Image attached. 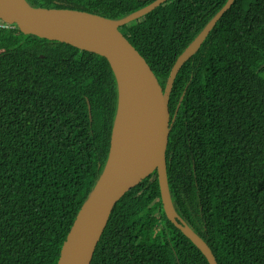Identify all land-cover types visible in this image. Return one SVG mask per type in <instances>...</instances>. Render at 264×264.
<instances>
[{
	"label": "trees",
	"instance_id": "obj_1",
	"mask_svg": "<svg viewBox=\"0 0 264 264\" xmlns=\"http://www.w3.org/2000/svg\"><path fill=\"white\" fill-rule=\"evenodd\" d=\"M116 19L154 0H26ZM226 0H167L127 41L164 86ZM107 61L0 30V264H56L109 149ZM166 148L177 214L217 264H264V0H234L173 82ZM86 100L89 103V114ZM90 264H207L165 217L153 173L120 198Z\"/></svg>",
	"mask_w": 264,
	"mask_h": 264
},
{
	"label": "water",
	"instance_id": "obj_2",
	"mask_svg": "<svg viewBox=\"0 0 264 264\" xmlns=\"http://www.w3.org/2000/svg\"><path fill=\"white\" fill-rule=\"evenodd\" d=\"M165 1L154 0L130 14L111 19L68 8L35 7L26 0H0L1 21L16 27L22 35L104 58L116 83L117 98L106 160L75 215L56 264H90L113 206L153 173L166 219L202 254L207 264H217L210 248L177 214L172 202L166 159L171 119L168 100L176 74L197 52L234 0H226L182 50L161 87L144 58L125 38L122 27L131 25ZM86 104L89 114L87 100Z\"/></svg>",
	"mask_w": 264,
	"mask_h": 264
},
{
	"label": "flooded vegetation",
	"instance_id": "obj_3",
	"mask_svg": "<svg viewBox=\"0 0 264 264\" xmlns=\"http://www.w3.org/2000/svg\"><path fill=\"white\" fill-rule=\"evenodd\" d=\"M180 101H181V99H179V101L176 103L175 110H174V112H172V115L170 114V117H171L170 128L172 126V122L176 119V113H177V110L179 109ZM169 113H170V111H169Z\"/></svg>",
	"mask_w": 264,
	"mask_h": 264
},
{
	"label": "built area",
	"instance_id": "obj_4",
	"mask_svg": "<svg viewBox=\"0 0 264 264\" xmlns=\"http://www.w3.org/2000/svg\"><path fill=\"white\" fill-rule=\"evenodd\" d=\"M10 27H11V25H8V24H6L0 20V30L8 29Z\"/></svg>",
	"mask_w": 264,
	"mask_h": 264
}]
</instances>
